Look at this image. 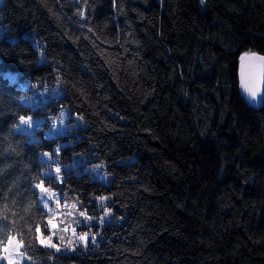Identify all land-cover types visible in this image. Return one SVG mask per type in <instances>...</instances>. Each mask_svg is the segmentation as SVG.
<instances>
[{
    "label": "trees",
    "instance_id": "16d2710c",
    "mask_svg": "<svg viewBox=\"0 0 264 264\" xmlns=\"http://www.w3.org/2000/svg\"><path fill=\"white\" fill-rule=\"evenodd\" d=\"M0 25V264H264V101L238 79L264 56V0H0ZM47 85L57 102L33 100L82 118L72 141L15 130ZM56 145L80 160L60 180Z\"/></svg>",
    "mask_w": 264,
    "mask_h": 264
},
{
    "label": "rangeland",
    "instance_id": "374dc122",
    "mask_svg": "<svg viewBox=\"0 0 264 264\" xmlns=\"http://www.w3.org/2000/svg\"><path fill=\"white\" fill-rule=\"evenodd\" d=\"M3 30V25H0V34ZM44 55L40 53V61L43 62ZM11 79L14 78V74L12 72H5ZM34 89V93H27V97H24L23 103L32 107L33 112L27 115H24L18 119V123L15 125V130L17 132H21L24 134H31L30 140L37 141L42 140L43 136L46 138H55L58 139L59 136H63L64 138L59 140V142H69L72 141L71 137L67 136L73 133V129L79 128V126L83 125L82 118L74 112L67 110L65 108H61L58 114H53L51 112V108H55V106H49L44 110H40V106L34 102L33 99H42L43 102L54 103L57 102V98L61 95V91L58 89L57 86L47 85L45 87L35 89V86H32ZM40 110V113H37ZM37 128H41V133H37ZM59 151L58 145L55 146V152L52 153L51 151L42 152L41 156L43 161L46 164L47 169L43 170L44 175H54L58 180H60L61 175L60 173L64 172V170L68 167L77 166L79 161L75 159L73 162H65L63 158L58 157L57 153ZM87 167L97 168V163H86ZM99 177L104 176V173L101 172L98 174ZM44 181L41 180L40 183L36 184V188L39 192V202L41 206L47 211L48 213V230H56L60 227L59 224V213L60 211L57 209V206L60 205V200L56 195V190L52 189L49 186H45ZM41 186L45 189V191H41ZM49 188V190H48ZM51 221V224L49 223ZM63 229L68 230L75 234L72 228H66L65 226ZM43 236L46 238L49 236L48 233H42ZM86 235L88 232L80 234L77 239L80 242H84L86 239ZM84 237V239H81ZM53 245L57 250H60L59 243L54 240ZM4 260L7 264H9V260L12 261V264H24L26 261L24 258H21L20 253L15 252L12 257H8L6 254L3 256Z\"/></svg>",
    "mask_w": 264,
    "mask_h": 264
},
{
    "label": "snow or ice",
    "instance_id": "6c2138e0",
    "mask_svg": "<svg viewBox=\"0 0 264 264\" xmlns=\"http://www.w3.org/2000/svg\"><path fill=\"white\" fill-rule=\"evenodd\" d=\"M241 59L244 60V57H242ZM251 60H257L259 61V63L256 64L250 62L244 67L242 74L246 78V83L243 86L247 95L252 100H256L259 93V89L255 86V80L258 74L264 73V57H251L250 61ZM41 191H45L43 186H41ZM49 223L51 224V221H49ZM81 239H84V237H81ZM41 243H48V242L42 238ZM48 246L52 247L54 245L48 243ZM9 264H12L11 260H9Z\"/></svg>",
    "mask_w": 264,
    "mask_h": 264
},
{
    "label": "water",
    "instance_id": "95a60500",
    "mask_svg": "<svg viewBox=\"0 0 264 264\" xmlns=\"http://www.w3.org/2000/svg\"><path fill=\"white\" fill-rule=\"evenodd\" d=\"M244 57V60H242L241 58ZM251 57H264L263 55H259V54H242L239 57V65H238V79H239V88L240 91L242 93V95L248 99H250V101L257 107H260L264 101V73L258 74L255 80V86L259 89V93L257 96L256 100H252L247 93L244 90V84L246 83V78L245 76L242 74L244 67L248 64V63H256L258 64L259 61L257 60H251Z\"/></svg>",
    "mask_w": 264,
    "mask_h": 264
}]
</instances>
